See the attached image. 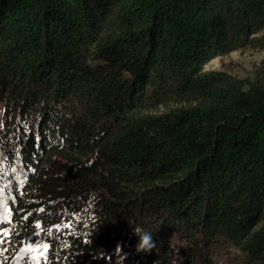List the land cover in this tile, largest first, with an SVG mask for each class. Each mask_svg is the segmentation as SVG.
I'll list each match as a JSON object with an SVG mask.
<instances>
[{"label":"trees","instance_id":"1","mask_svg":"<svg viewBox=\"0 0 264 264\" xmlns=\"http://www.w3.org/2000/svg\"><path fill=\"white\" fill-rule=\"evenodd\" d=\"M247 48L264 0H0V264H264V60L204 69Z\"/></svg>","mask_w":264,"mask_h":264},{"label":"rangeland","instance_id":"2","mask_svg":"<svg viewBox=\"0 0 264 264\" xmlns=\"http://www.w3.org/2000/svg\"><path fill=\"white\" fill-rule=\"evenodd\" d=\"M264 60V49H241L231 51L225 55L215 57L208 61L204 66L207 71H218L227 73L238 79H244L249 77L257 64ZM163 111V108H158L152 111L151 114H158ZM32 259L44 258L46 253V247L44 242L38 237L30 243H27L21 250ZM237 257L235 252L226 254L221 257L222 263L227 259V263L231 262V259Z\"/></svg>","mask_w":264,"mask_h":264},{"label":"clouds","instance_id":"3","mask_svg":"<svg viewBox=\"0 0 264 264\" xmlns=\"http://www.w3.org/2000/svg\"><path fill=\"white\" fill-rule=\"evenodd\" d=\"M132 234L138 237V242L135 247L136 253L148 254L156 248V242L153 240L151 232L145 231L142 227L134 225L132 228ZM120 247L119 245L117 246ZM127 254H124L123 259Z\"/></svg>","mask_w":264,"mask_h":264}]
</instances>
